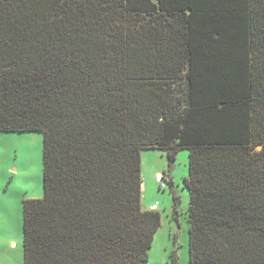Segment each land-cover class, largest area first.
<instances>
[{
	"label": "trees",
	"instance_id": "1",
	"mask_svg": "<svg viewBox=\"0 0 264 264\" xmlns=\"http://www.w3.org/2000/svg\"><path fill=\"white\" fill-rule=\"evenodd\" d=\"M0 133L44 138L24 264L147 263L150 150L189 152V264H264V0H0Z\"/></svg>",
	"mask_w": 264,
	"mask_h": 264
},
{
	"label": "rangeland",
	"instance_id": "2",
	"mask_svg": "<svg viewBox=\"0 0 264 264\" xmlns=\"http://www.w3.org/2000/svg\"><path fill=\"white\" fill-rule=\"evenodd\" d=\"M43 152L40 133H0V264H24L23 205L43 198ZM141 158L143 207L158 204L162 217L145 264H189V152L180 151L172 163L159 150L143 151Z\"/></svg>",
	"mask_w": 264,
	"mask_h": 264
},
{
	"label": "built area",
	"instance_id": "3",
	"mask_svg": "<svg viewBox=\"0 0 264 264\" xmlns=\"http://www.w3.org/2000/svg\"><path fill=\"white\" fill-rule=\"evenodd\" d=\"M166 188H167V183L162 178L161 179V189L165 190ZM148 210L151 211V212H158L159 211V206H158V204H154V205L150 206Z\"/></svg>",
	"mask_w": 264,
	"mask_h": 264
},
{
	"label": "crops",
	"instance_id": "4",
	"mask_svg": "<svg viewBox=\"0 0 264 264\" xmlns=\"http://www.w3.org/2000/svg\"><path fill=\"white\" fill-rule=\"evenodd\" d=\"M152 206V205H151Z\"/></svg>",
	"mask_w": 264,
	"mask_h": 264
}]
</instances>
